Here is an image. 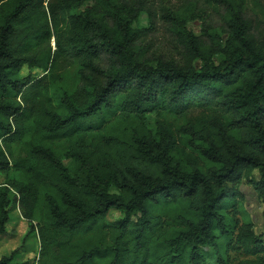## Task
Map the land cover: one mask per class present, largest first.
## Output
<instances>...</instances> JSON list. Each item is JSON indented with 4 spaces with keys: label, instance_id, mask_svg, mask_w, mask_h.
<instances>
[{
    "label": "trees",
    "instance_id": "1",
    "mask_svg": "<svg viewBox=\"0 0 264 264\" xmlns=\"http://www.w3.org/2000/svg\"><path fill=\"white\" fill-rule=\"evenodd\" d=\"M112 1L0 0V236L17 205L40 264H264V235L234 216L243 181L264 205V18L202 0L228 13L225 38L184 33L175 60L131 30L143 12L153 30L148 0ZM20 249L0 264H30Z\"/></svg>",
    "mask_w": 264,
    "mask_h": 264
},
{
    "label": "rangeland",
    "instance_id": "2",
    "mask_svg": "<svg viewBox=\"0 0 264 264\" xmlns=\"http://www.w3.org/2000/svg\"><path fill=\"white\" fill-rule=\"evenodd\" d=\"M114 4H119L121 0H113ZM89 8H93V18L96 21L104 18L107 30L117 40L119 38V31L113 23H110L109 15L111 13L110 7L97 5L94 7L92 2H88ZM264 0H245L243 12L246 17H256L258 20L264 18ZM146 8L155 13L156 22L153 23V30L150 31V21L147 17V12H143L136 16L134 23L131 26L132 31L145 30L148 33V39L152 45V53L157 57L179 59L178 47L176 41L183 37L184 33L192 34L199 37L205 32L210 36H218L225 38V23L229 21L228 13L223 10L218 11L215 7L204 3L202 0H148ZM82 9H76V12H81ZM172 12L175 14V22L167 24L166 19L162 16L169 15ZM176 23L178 26L176 27ZM210 37L204 38L206 46H208ZM97 43L102 40L97 35ZM54 50V48H53ZM221 55H214L213 61L217 63ZM106 61V60H105ZM198 68V65H195ZM108 70L109 66H105ZM33 75L38 78L46 73L34 70L30 72L24 67L20 75L25 77ZM147 124L150 128H155L156 116L154 114L147 115ZM174 125L182 124V120H175L168 118ZM69 161H65L68 164ZM257 172L253 173L255 177ZM5 177L0 175V186L4 183ZM241 198L238 199L237 209L238 213L234 216L239 224L248 223L257 235H264V220L262 212L264 205L257 199L253 190V186L243 181L239 186ZM233 213V212H232ZM9 224L6 227L4 235L0 236V258L7 257L11 252L21 248L20 259L22 262L30 264H40L38 262L40 252V242L38 237V225L36 222L30 223L23 218L21 210L18 206L11 207L9 214ZM123 218L120 211L112 209L105 218L106 224H113ZM32 227V228H31ZM23 246V247H22ZM24 251V252H23ZM232 263L236 264L240 261L251 259L244 254L232 253ZM94 264H106L104 261H96Z\"/></svg>",
    "mask_w": 264,
    "mask_h": 264
}]
</instances>
